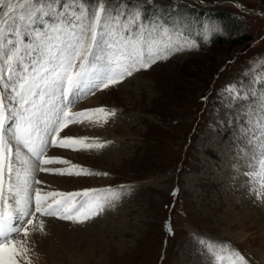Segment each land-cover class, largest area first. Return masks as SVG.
Masks as SVG:
<instances>
[{
  "label": "rangeland",
  "instance_id": "1",
  "mask_svg": "<svg viewBox=\"0 0 264 264\" xmlns=\"http://www.w3.org/2000/svg\"><path fill=\"white\" fill-rule=\"evenodd\" d=\"M230 1L153 0L148 5L139 0L144 5L143 13L150 6V16L160 15L165 23L182 26L181 31L193 35L197 42L204 40V46L198 47L195 40L183 35L182 39H187H183V51H162L167 59H159L149 69L96 90L69 107L72 112L99 107L107 113L116 110L114 116L99 112L87 113L86 118L74 117L83 123L71 124L65 130L71 132L76 127L73 135L67 134L86 137L84 144L105 147L88 149L76 144L69 149L49 148L47 156L69 161L51 167L81 175L37 173L36 179L44 182L37 187L43 194L110 186L120 198L84 223L37 214L33 225L27 226L28 236L21 232L13 237L29 249L21 264H146L150 256L147 264H211L213 257L196 238L227 242L229 247L215 254L217 264H238L233 249L244 256L246 264H264L253 251L260 246L259 239L253 238L255 230H250L244 241L227 237L229 231H240L245 216L258 213L264 221V198L249 194L247 177L242 174L249 170L248 158L237 150L238 145L248 151L249 137L243 133L252 126V119L246 113H255L259 121L264 105V18L244 13ZM236 1L264 11V0ZM108 2L115 4V0ZM192 8L205 15L193 14ZM220 11L236 18L232 33L220 22L216 14ZM244 34L250 36L249 41L233 42ZM213 36L222 40L214 41ZM162 40L155 38L156 44ZM171 43H177L175 34ZM136 79L151 85L136 94H123L126 86L133 88ZM253 79L257 81L254 85L250 83ZM164 82L172 84L173 96L165 104L164 97L149 101V96L156 94L154 83L160 86ZM232 85H243L249 95L229 100ZM97 96L99 104L94 101ZM254 97L253 102L248 101ZM43 127L41 122V130ZM21 157L29 159L30 154L22 149ZM227 157H231V163ZM238 163L240 172L232 174ZM89 197L111 199V193H90ZM41 219L43 230L39 227ZM154 241L150 254L144 246ZM115 256L119 257L116 261Z\"/></svg>",
  "mask_w": 264,
  "mask_h": 264
},
{
  "label": "snow or ice",
  "instance_id": "2",
  "mask_svg": "<svg viewBox=\"0 0 264 264\" xmlns=\"http://www.w3.org/2000/svg\"><path fill=\"white\" fill-rule=\"evenodd\" d=\"M145 3L152 5L153 0ZM143 8L139 0L133 4L128 0H115V4L108 0H0V264H21L27 258L29 249L13 237L21 232L28 236L27 226L33 225L37 214L84 223L120 198L110 186L42 194L37 185L44 182L36 174L81 175L51 167L69 161L47 156L49 148L105 147L84 144L86 137L75 138L65 130L83 123L74 117L99 112L114 116L116 110L107 113L99 107L72 112L70 106L167 59L162 51L184 50L182 26L168 25L160 15L146 21ZM174 34L176 44L171 43ZM157 37L163 38L160 44L155 42ZM228 92L229 100L249 95L243 85H232ZM246 115L252 119V126L243 133L249 137L248 151L237 145L239 154L248 158L249 170L242 174L250 194L264 198V105L259 121L255 113ZM22 149L30 154L29 159L21 157ZM102 191L111 193V199L89 197ZM74 196L83 199L72 200ZM43 225L41 219V230ZM196 242L213 257L211 264L219 249L229 247L227 242L206 238H196ZM232 252L238 264H246L243 255Z\"/></svg>",
  "mask_w": 264,
  "mask_h": 264
},
{
  "label": "bare ground",
  "instance_id": "3",
  "mask_svg": "<svg viewBox=\"0 0 264 264\" xmlns=\"http://www.w3.org/2000/svg\"><path fill=\"white\" fill-rule=\"evenodd\" d=\"M186 36V35H185ZM187 37V36H186ZM186 37H184L185 39H186ZM183 38V39H184ZM188 39H190V38H188ZM187 40V39H186ZM164 76H166V75H164ZM164 78V77H163ZM162 78V79H163ZM175 79H177V78H175ZM149 85H151V84H148V81H138L137 79L134 81V86H133V88H128L127 86H126V88L125 87H123V88H125V91L124 92H122L123 94L125 93V94H133V92L136 94V92L137 91H139L141 88H144V87H146V86H149ZM154 87L156 88V94H157V92H158V95H156V94H153L152 96H149V98H148V100L149 101H151V102H153V101H158V100H161L163 97L165 98V100H164V104H165V102H166V100H168V98L170 99V96H173V88H172V84L171 83H167V82H164L162 85H160V86H158V85H156L155 83H154ZM158 99V100H157ZM99 99H98V96L94 99V101L97 103V104H99V101H98ZM129 100V99H128ZM98 101V102H97ZM91 102H92V99H91ZM128 103V102H127ZM126 103V104H127ZM172 103V102H171ZM129 104H131L130 102H129ZM155 104V103H154ZM183 126V125H182ZM133 129V128H132ZM75 130H76V127H73L72 128V131L71 132H69L70 131V129H69V133L70 134H74L75 133ZM67 132V133H68ZM68 133V134H69ZM50 150V149H49ZM149 154V153H148ZM227 154V153H226ZM230 155V154H229ZM150 158V157H149ZM226 159H229V163H231V157H227ZM242 159V158H241ZM240 165H239V163H238V167H236V171H234V172H232V174H238V172H240ZM40 175V174H39ZM37 177V176H36ZM48 180H49V182H51V183H54L53 182V180H52V178H47ZM42 185V184H41ZM56 185V184H55ZM236 187H237V185H236ZM239 187V186H238ZM247 188V187H246ZM121 189V188H120ZM239 190H241V189H239ZM162 191V190H161ZM250 194V193H249ZM251 201V200H250ZM249 205V204H248ZM253 210V209H252ZM251 210V211H252ZM250 213V212H249ZM246 214V213H245ZM252 216H245V217H243V215H241L240 217L243 219V222H242V228L240 229V231H238V232H234V233H232V232H230L229 231V233H228V238L229 239H232V240H234V241H237V242H240V241H244L245 239H247V237H248V235H250V230H255V234H254V237L253 238H257V239H259V242H260V246L257 248V250H253L254 252H255V254L257 255V257L258 258H260V261L262 262V263H264V221H263V219H262V217L257 213V215H255V214H251ZM97 218V217H96ZM60 224V223H59ZM232 224H233V222H230L229 223V228H231L232 227ZM51 225V224H50ZM53 226V225H52ZM63 226V225H62ZM48 227H49V225L47 226V229H48ZM49 230H51V228L49 229ZM99 230H101V229H99ZM53 231V230H52ZM51 231V232H52ZM56 231H58V227H57V230ZM50 232V231H49ZM223 232V231H222ZM62 235V234H61ZM222 236H226L225 235V233L223 232V234H222ZM221 236V237H222ZM47 239V238H46ZM44 240V239H43ZM144 240H145V238H144ZM42 242V241H41ZM156 243V241H154L152 244H151V246H149L150 247V249H149V247L148 246H144L145 247V250L147 251V252H149L150 251V254H152V252H151V247H152V245H154ZM146 251H144V252H146ZM146 252V253H147ZM145 256H147V255H145ZM151 257V256H150ZM150 257H148L149 259H150ZM119 257L118 256H115V258L113 257V260L114 261H116L117 259H118ZM149 259L147 260V258H146V264L148 263V261H149ZM210 261H211V259H210ZM80 262V261H79ZM75 264V263H74ZM215 264H217V262L215 261Z\"/></svg>",
  "mask_w": 264,
  "mask_h": 264
},
{
  "label": "trees",
  "instance_id": "4",
  "mask_svg": "<svg viewBox=\"0 0 264 264\" xmlns=\"http://www.w3.org/2000/svg\"><path fill=\"white\" fill-rule=\"evenodd\" d=\"M146 9H147V11L145 13H143L144 19H147L148 17H152V16H150V12H152L151 10H153V9H151L150 6L146 7ZM192 11H193L192 12L193 14H199V16L205 15L202 12V10H200L198 8L197 9L192 8ZM216 14H218L217 16L219 17L220 22H222L225 25V27H227L226 29L230 33H232V30L235 28V25H236V18L234 17V15H232L231 13H225V12H222V11H220V12H218ZM199 16H197L196 19H198ZM201 18H203V17H201ZM249 37L250 36L248 34H244L242 37H239L240 39H238V38H237L238 40L234 39L233 42H235V43H240V41L246 42V41L250 40ZM212 39L214 41H219V42L222 40V38H218L217 36L216 37L213 36ZM200 46L201 47L204 46L203 42H198V47H200Z\"/></svg>",
  "mask_w": 264,
  "mask_h": 264
},
{
  "label": "water",
  "instance_id": "5",
  "mask_svg": "<svg viewBox=\"0 0 264 264\" xmlns=\"http://www.w3.org/2000/svg\"><path fill=\"white\" fill-rule=\"evenodd\" d=\"M231 3H235L237 8L244 12V13H248V14H257L259 15L260 17H263L264 18V11L262 10H258V9H249V8H246L245 6H243L241 3H239L238 1L236 0H233V1H230Z\"/></svg>",
  "mask_w": 264,
  "mask_h": 264
}]
</instances>
